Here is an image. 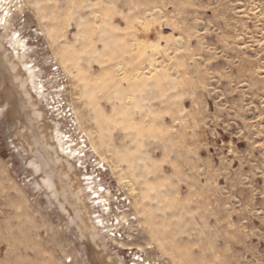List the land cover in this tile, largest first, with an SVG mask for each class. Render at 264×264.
Masks as SVG:
<instances>
[{"label": "rangeland", "instance_id": "1", "mask_svg": "<svg viewBox=\"0 0 264 264\" xmlns=\"http://www.w3.org/2000/svg\"><path fill=\"white\" fill-rule=\"evenodd\" d=\"M1 16L102 255L264 264V0H0ZM13 88H0V264H101L26 164Z\"/></svg>", "mask_w": 264, "mask_h": 264}, {"label": "bare ground", "instance_id": "2", "mask_svg": "<svg viewBox=\"0 0 264 264\" xmlns=\"http://www.w3.org/2000/svg\"><path fill=\"white\" fill-rule=\"evenodd\" d=\"M0 19V22H3L4 16ZM13 38V42L15 41V44L24 49V42L20 41L16 33ZM2 48L4 47L0 45V71L5 74V79H0V88L4 82L8 81L14 87L13 90L11 89L12 95L17 97L16 93L18 92L20 101L23 102L21 109L14 102L12 104L17 113L13 118L17 121L16 124H22L19 128L22 140L20 146L26 155V164L41 181L44 190L49 193L53 201L57 202L60 210L69 217L66 216L71 220L79 237L93 246V257L95 256L96 261L98 260L101 264H113L107 255L108 258L101 253L104 242L98 231V226H95L92 213L87 208L88 191L81 183L73 164L68 159H64L65 157L62 158L58 154L57 148L50 144V140H53L52 135H49V128L43 121V114L38 110L37 104L28 92L29 83L34 82L33 72L25 64L20 66L11 61L7 51ZM22 71H26L30 76L24 77ZM21 119L24 122L21 123ZM80 165L82 164L80 163ZM86 179L88 180V178ZM39 186L41 187V185Z\"/></svg>", "mask_w": 264, "mask_h": 264}, {"label": "built area", "instance_id": "3", "mask_svg": "<svg viewBox=\"0 0 264 264\" xmlns=\"http://www.w3.org/2000/svg\"><path fill=\"white\" fill-rule=\"evenodd\" d=\"M86 169H87V168H86V167H84V172H85V176H86V177H88V178H91V177H93V178H96L94 175H93V176H91V174H89V173H88V171H87ZM96 180H97L98 184L102 185V186L104 187V189H105V190H107V188L104 186V184H103V182H102V179H101V178H99V179H96Z\"/></svg>", "mask_w": 264, "mask_h": 264}]
</instances>
